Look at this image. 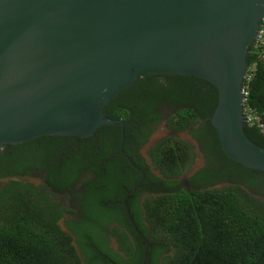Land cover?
Masks as SVG:
<instances>
[{"label":"trees","instance_id":"1","mask_svg":"<svg viewBox=\"0 0 264 264\" xmlns=\"http://www.w3.org/2000/svg\"><path fill=\"white\" fill-rule=\"evenodd\" d=\"M252 63L246 108L254 119L245 132L264 148V56L254 46ZM218 106L208 80L150 74L105 108L125 123V155L120 124L89 138L46 135L4 146L0 264H146V254L150 264H264V172L226 154L213 124ZM165 108L168 130L189 133L206 159L187 186L181 178L196 164L194 144L170 135L148 148L149 161L143 155ZM34 177L40 185L27 181ZM223 182L235 185L218 188Z\"/></svg>","mask_w":264,"mask_h":264},{"label":"water","instance_id":"2","mask_svg":"<svg viewBox=\"0 0 264 264\" xmlns=\"http://www.w3.org/2000/svg\"><path fill=\"white\" fill-rule=\"evenodd\" d=\"M263 19L264 0H0V149L120 124L125 155L106 106L141 76L175 74L218 88L224 151L264 172L242 90Z\"/></svg>","mask_w":264,"mask_h":264},{"label":"rangeland","instance_id":"3","mask_svg":"<svg viewBox=\"0 0 264 264\" xmlns=\"http://www.w3.org/2000/svg\"><path fill=\"white\" fill-rule=\"evenodd\" d=\"M171 113H172V109L165 108L163 110V117H164L165 121L158 127L157 131L153 134L147 148L143 150V155L145 158H147L148 161H149L148 155H147L148 148H150L155 143L165 139L166 137H169L170 135H174L166 127V121H167V119ZM174 136L179 138V139L191 142L192 144H194L196 146V152H197L196 164H195L191 173L186 174L181 178V181H183L184 186H187V183H186L187 179L189 177H191V175L194 174L195 172L206 167V159H205L203 153L200 151L198 144H197V141L189 133L175 134ZM154 173L156 175L159 174V172H157L155 170H154ZM27 181L34 183L35 185H40V183L42 182L39 177L28 178ZM4 184H5V182H0V187L3 186ZM232 185H235V184L231 183V182H223V183H220L219 185H217V187L218 188H224L226 186H232ZM62 226L66 229L64 223L62 224ZM112 247H113V249H117V244L115 243V241L112 242Z\"/></svg>","mask_w":264,"mask_h":264},{"label":"built area","instance_id":"4","mask_svg":"<svg viewBox=\"0 0 264 264\" xmlns=\"http://www.w3.org/2000/svg\"><path fill=\"white\" fill-rule=\"evenodd\" d=\"M254 50L258 55L264 56V19L261 23L260 30L258 32L256 41L254 43ZM257 73V63H252L250 66H248L245 78H244V83H243V96H244V106H245V121L252 122L254 119V112L253 110L247 106V100L250 96L249 92V87L251 83L253 82L255 76ZM263 127V125H261Z\"/></svg>","mask_w":264,"mask_h":264},{"label":"flooded vegetation","instance_id":"5","mask_svg":"<svg viewBox=\"0 0 264 264\" xmlns=\"http://www.w3.org/2000/svg\"><path fill=\"white\" fill-rule=\"evenodd\" d=\"M260 27H261V22H260ZM260 27H259V30H260ZM259 32V31H258ZM258 35V34H257ZM257 38V37H256ZM255 41H256V39H255ZM255 41H254V43H255ZM254 43H253V45H254Z\"/></svg>","mask_w":264,"mask_h":264}]
</instances>
